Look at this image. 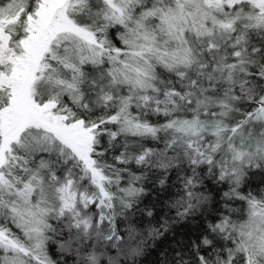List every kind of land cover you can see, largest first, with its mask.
Listing matches in <instances>:
<instances>
[{
	"label": "snow or ice",
	"instance_id": "obj_1",
	"mask_svg": "<svg viewBox=\"0 0 264 264\" xmlns=\"http://www.w3.org/2000/svg\"><path fill=\"white\" fill-rule=\"evenodd\" d=\"M165 240L264 264V0H0V264Z\"/></svg>",
	"mask_w": 264,
	"mask_h": 264
},
{
	"label": "trees",
	"instance_id": "obj_2",
	"mask_svg": "<svg viewBox=\"0 0 264 264\" xmlns=\"http://www.w3.org/2000/svg\"><path fill=\"white\" fill-rule=\"evenodd\" d=\"M194 231V229H190L188 227H183L179 230L180 238L186 239L191 233ZM169 241L165 240L162 244H158L155 246V250H151L144 257L141 258L142 264H159V262L162 259V256L160 255L161 252H163L165 249L168 248ZM115 254V251L112 253ZM71 264V261H70Z\"/></svg>",
	"mask_w": 264,
	"mask_h": 264
}]
</instances>
